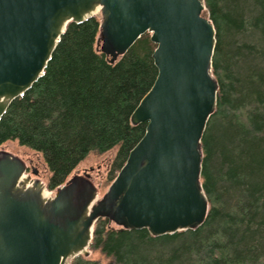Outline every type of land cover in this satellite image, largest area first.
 <instances>
[{"label": "water", "instance_id": "obj_1", "mask_svg": "<svg viewBox=\"0 0 264 264\" xmlns=\"http://www.w3.org/2000/svg\"><path fill=\"white\" fill-rule=\"evenodd\" d=\"M205 0H0V120L44 75L70 23L100 16L97 51L111 64L146 33L157 46L158 76L131 116L146 132L99 198L89 176L54 194L0 150V264H70L90 256L95 223L152 237L194 231L210 205L202 140L218 104L217 44Z\"/></svg>", "mask_w": 264, "mask_h": 264}, {"label": "trees", "instance_id": "obj_2", "mask_svg": "<svg viewBox=\"0 0 264 264\" xmlns=\"http://www.w3.org/2000/svg\"><path fill=\"white\" fill-rule=\"evenodd\" d=\"M216 32L218 104L202 140V181L210 209L194 231L152 237L95 223L90 251L107 264H264V0H205ZM100 18L70 23L44 75L0 120V147L16 141L42 155L49 191L91 153L118 147L109 185L147 124L131 116L153 87L156 45L143 35L116 63L97 51ZM70 264H100L78 256Z\"/></svg>", "mask_w": 264, "mask_h": 264}, {"label": "rangeland", "instance_id": "obj_3", "mask_svg": "<svg viewBox=\"0 0 264 264\" xmlns=\"http://www.w3.org/2000/svg\"><path fill=\"white\" fill-rule=\"evenodd\" d=\"M98 18H100V16H98ZM0 150L7 151L22 159L28 166L26 176H31L32 179H36V176L33 174L34 169L38 173V178H40L47 185L50 173L42 155L30 150L29 148L20 146L16 141H9L3 144L2 147H0ZM117 151L118 147L102 155L95 152L91 153L87 159L83 161L72 173L70 178L74 175L89 176L91 181L99 189V198H102L110 187L106 179L109 169L117 155ZM54 192L55 191H49L47 189V193L49 194H54ZM90 253L89 257L100 261V264H107L110 261V259H108L100 251H90Z\"/></svg>", "mask_w": 264, "mask_h": 264}, {"label": "bare ground", "instance_id": "obj_4", "mask_svg": "<svg viewBox=\"0 0 264 264\" xmlns=\"http://www.w3.org/2000/svg\"><path fill=\"white\" fill-rule=\"evenodd\" d=\"M199 229V228H198Z\"/></svg>", "mask_w": 264, "mask_h": 264}]
</instances>
